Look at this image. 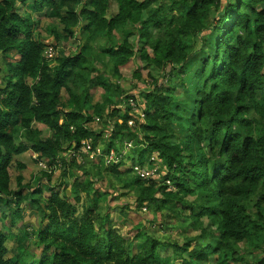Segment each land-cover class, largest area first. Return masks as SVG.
<instances>
[{
    "label": "trees",
    "instance_id": "16d2710c",
    "mask_svg": "<svg viewBox=\"0 0 264 264\" xmlns=\"http://www.w3.org/2000/svg\"><path fill=\"white\" fill-rule=\"evenodd\" d=\"M137 57L151 78L134 85L144 118L118 106L132 95L121 68ZM98 117L107 135L89 126ZM87 139L135 147L105 164ZM29 151L50 165L35 187L11 174ZM153 154L160 178L128 177L127 162ZM26 207L39 225L15 233ZM143 209L149 224L134 221ZM1 221L0 264H264V0H0Z\"/></svg>",
    "mask_w": 264,
    "mask_h": 264
},
{
    "label": "rangeland",
    "instance_id": "374dc122",
    "mask_svg": "<svg viewBox=\"0 0 264 264\" xmlns=\"http://www.w3.org/2000/svg\"><path fill=\"white\" fill-rule=\"evenodd\" d=\"M113 5H114V9H116V4L114 3ZM50 20H52V19H50ZM50 20L49 19H45L44 22H43V26H42L43 37L46 39V43H48V44H50L52 42V39H53V37L51 36V34L49 33V30H48V28L50 27V24H52V22ZM77 44H78V42H77L76 39H70L69 41H64L63 43H61V47L64 46L65 51L68 53V52H70V50H75L76 47H77ZM59 50H60L59 47L54 49L56 54L59 53ZM137 66L139 67V71L142 73V75H141L142 79L141 80H136L134 75H133V71L136 69ZM122 73H123L122 78L118 79L117 82L125 90L129 89L131 91L130 94H135V93L138 94L137 93L138 92V88H140V89L144 88V87L150 88V86H151V84H150L151 83V78H149L147 76L148 71L146 70L145 67L144 68L142 67V61L138 57L136 59L132 60L131 62H129L127 65L123 66L122 67ZM134 85H137L138 88H134ZM102 92H103L102 90L97 91L94 94L93 100L94 101H98L100 99V97H101ZM123 96H126V94L124 93ZM122 98H124V97H122ZM137 100H138V98H137ZM122 104H123V101H121V102L119 101V105L118 106L122 108V106H123ZM103 126H105V125H102V123L93 124L92 128L95 129V130H104L105 135H107L109 133V131H108L107 128H104ZM107 126L110 127V130L113 129V126H112L111 123L107 122ZM42 128L44 129L45 127H42ZM101 148L103 150L102 151V154H103L104 153V144H99L98 146H95V148H93L94 153L90 152V157L94 156V154L100 152ZM22 157H23V159L25 161L24 163L26 164V168L25 169H18V168L13 166V168L11 170V174L13 175V180H14L15 176H17L18 174H21L24 177V181H23L24 183H26V184L29 183V184H31V186L35 187L37 178L42 176L43 171L39 167L37 161L33 162L34 158H33V152L32 151H29V152L25 153L24 155H22ZM80 158L82 159L81 156H80ZM124 167L125 168H131V170H129L127 172L128 177H130V178L137 177L136 172L133 170V162L131 160L129 162H127ZM55 168H56V170L54 171L53 176H52V180L53 181H56L57 179H59L61 174H62V172H63V170L60 169L59 166L57 167V165H56ZM72 182H73V180L72 181L70 180V184ZM101 182H102V185L100 184V186H102V188H104V186H107V181L105 179L102 180ZM114 184H119V182H114ZM12 185L14 186L15 183H13ZM70 189H71V187H69V190ZM119 190L121 192H125L127 189L119 188ZM83 196H85V194H83ZM130 201H133V200H130ZM123 203H124V199H119L115 206H120ZM26 208H27V211L25 212V218L24 219L22 218V219L18 220L17 223L14 226H11V224H10L11 230L14 231L15 233L18 232V229L21 227L23 222L27 221V224L30 225L31 227H37L39 225L40 216L38 214H36V212L30 211L29 207H26ZM3 209L6 210L7 212H9V208L3 207ZM79 209L82 210L81 206L79 207ZM166 212L169 213V211H166ZM144 216H146L147 219H149V217H151L150 213L146 209H143V213H141V215H136V214L133 215V218H134L135 222L136 221H143L145 224H149V221H144V219H143ZM175 222H176V220H175ZM3 223H5V222H3V221L0 222V225L2 227H3ZM176 224H177V227H178L179 224L178 223H176ZM129 225H130V223L128 225H126L124 227V229H123V234L125 236H128L129 234L133 235V232L130 230L131 227ZM5 230H7V229L5 228ZM149 231L154 236L162 238V239H165L168 236L171 237V235L163 233L162 229H159L157 227V225H152L149 228ZM179 231H180V229L178 228V230H174V231L171 230L170 233L175 236L174 238L176 240H183L181 235L178 234ZM187 233L188 234H195V233H198V231H192L191 230V231H188ZM9 247H10V256H12V254H13L12 242H9ZM13 247H15V244L13 245ZM31 250L33 251V246H31ZM171 253H172V250L168 249L167 253L166 254L163 253L162 255L166 256V255H170ZM258 264H260V263H258Z\"/></svg>",
    "mask_w": 264,
    "mask_h": 264
},
{
    "label": "built area",
    "instance_id": "2783aa9c",
    "mask_svg": "<svg viewBox=\"0 0 264 264\" xmlns=\"http://www.w3.org/2000/svg\"><path fill=\"white\" fill-rule=\"evenodd\" d=\"M55 55V51L53 46H49L47 51H46V56L49 58H52ZM138 94H132L127 101L124 100V103L122 104V107H125L124 104L131 110V112L133 114H139L142 118L145 117V114L143 112L142 107L140 106V102L137 100ZM96 120H100V118H96ZM129 125L134 126L135 125V120L134 119H130L128 122ZM83 144L86 146V148L91 152L94 153L93 150V145L91 140L87 139V140H83ZM134 143L132 141H128L125 143V148L121 149L120 151L112 148L110 149V151L107 153L106 155V162L107 164L110 163H118L122 160L124 154L127 153L128 149H131L133 147ZM33 158L34 159H38V165L42 168V169H47L50 170L49 167V163L46 160H40L38 157V154L34 153L33 154ZM159 159L157 158L156 155H152L149 159V162L146 165H141V164H134L133 166V170L136 172V175L138 177L141 178H155L158 179L160 178L163 174H164V166L162 164V162L158 161ZM59 162V161H57ZM53 167L55 168L56 165H53ZM167 184L169 185V187L171 189L175 188L173 187V183L171 180L167 179L166 180Z\"/></svg>",
    "mask_w": 264,
    "mask_h": 264
},
{
    "label": "crops",
    "instance_id": "0c3cea01",
    "mask_svg": "<svg viewBox=\"0 0 264 264\" xmlns=\"http://www.w3.org/2000/svg\"><path fill=\"white\" fill-rule=\"evenodd\" d=\"M121 72H122V68H121ZM123 74V73H122ZM135 88V87H134ZM100 99H101V97H100ZM99 99V100H100ZM107 118L105 117V118H103V119H100V120H94L92 123H90L89 124V126L92 128V125L93 124H100V123H102V125H105V126H103L104 128H107L108 129V131H111L110 130V127L109 126H107ZM123 120L120 118L119 119V122L121 123ZM111 122V121H110ZM129 140L127 139V140H125L124 141V143H123V147L121 148V149H123V148H125L124 146H125V143L126 142H128ZM132 142H133V140H131ZM135 146L133 145V147L132 148H134ZM95 148V147H94ZM131 148V149H132ZM112 149V148H111ZM115 149V148H114ZM131 149H128L127 150V152L128 151H130ZM102 148L100 149V152H98V153H96V154H94V156H91L90 157V159L92 160V161H94V162H99L100 160H104V162H105V164H107L106 163V155H107V152H105V149H104V153L102 154ZM65 156L67 155L66 153L64 154ZM179 227V229L181 230V227L180 226H178Z\"/></svg>",
    "mask_w": 264,
    "mask_h": 264
}]
</instances>
